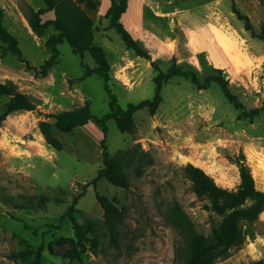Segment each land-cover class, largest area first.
Here are the masks:
<instances>
[{"label":"rangeland","instance_id":"374dc122","mask_svg":"<svg viewBox=\"0 0 264 264\" xmlns=\"http://www.w3.org/2000/svg\"><path fill=\"white\" fill-rule=\"evenodd\" d=\"M75 2L99 28L95 42L106 51L110 86L123 109L153 99L152 63L164 72L177 64L195 72L201 83L222 70L232 94L248 111L264 105V42L260 51L248 43L247 34L252 35L235 12L260 33V0H128L122 22L150 60L136 56L108 29L105 15L111 0ZM45 6L43 0H0L3 23L23 52L20 59L0 43V83L15 85L36 103L35 110L12 113L0 126V264H186L195 235L210 237L221 217L206 197L194 192L183 169L200 167L220 186L235 189L240 176L230 158L243 153L264 191V110L253 121L240 119L241 110L217 83L203 89L190 78L173 77L163 82V100L155 112L147 108L133 115V132L122 133L114 119L107 122L111 157L132 148L138 158L122 168L129 187L106 179L94 187L104 167L100 126L89 122L71 133L55 128L64 145L56 151L45 141L39 122L55 123L50 114L86 106L101 117L110 112L109 96L99 76L83 79L81 58L66 41L57 46L60 55L48 75L42 74L41 66L51 55L46 42L56 33L53 27L33 26L34 14ZM40 18L43 23L55 13ZM84 61L96 65L90 53ZM10 99L0 96V115ZM96 194L125 210L118 247L110 244ZM72 205L88 239L85 249L77 248L79 257L67 259L58 254H68L75 239L66 216ZM43 243L39 263L36 254L12 257L37 252ZM259 261L264 262V212L244 244L229 248L216 264Z\"/></svg>","mask_w":264,"mask_h":264},{"label":"trees","instance_id":"16d2710c","mask_svg":"<svg viewBox=\"0 0 264 264\" xmlns=\"http://www.w3.org/2000/svg\"><path fill=\"white\" fill-rule=\"evenodd\" d=\"M43 1L46 6L34 14L35 22L33 26L36 29L53 27L56 33L52 34L46 42L47 48L51 50V55L41 66L42 74L48 75L53 63L60 55L57 46L66 41L73 53L79 55L81 58V66L84 68L83 79L93 75L99 76L103 79L104 89L109 96L110 112L101 117L92 114L86 106L76 110L50 114L48 118L54 119L55 123L48 120L39 122V128L45 141L56 151H61L64 145L56 136L55 128H58L62 132L71 133L75 128L84 126L89 122H94L100 126L103 133L102 160L104 167L99 170L94 179L92 183L94 187H96V184L101 179H106L116 187L124 189L129 187L130 182L123 173L122 168L125 164L135 163L138 158L132 148L119 154L118 157H111L106 144L107 122L114 119L122 133L133 132V115L147 108L155 112L163 100L161 94L163 82L173 77L190 78L197 87L203 89L208 88L213 82L217 83L228 101L241 110L240 119L253 121L264 110L263 105L248 111L245 105L232 94L229 88V81L224 77L222 70H217V75L208 76L204 83H201L195 72L183 70L177 64H174L167 72H164L155 63H152V67L156 71L154 77L156 88L153 99L143 100L137 104L130 103L126 109H123L119 105L117 96L110 86L113 76L106 51L95 42V31H99V28L95 26L93 18L75 0ZM260 1L264 4V0ZM127 10L128 0H111V5L105 15L110 22L108 29H114L121 36L126 47L132 50L136 56L150 60L147 49L134 38L121 20ZM50 11L55 13V18L41 23L40 15ZM235 12L240 19L245 21V29L251 33L252 37L264 40V24L261 32L257 33L247 17L240 15L237 11ZM3 15V9L0 7V43L6 45L8 51L23 59V52L19 47L17 39L8 31L3 23ZM86 53H90L95 59L96 65L94 67H90L85 63L84 58ZM0 96L11 97L6 104L4 114L0 115V126L6 117L12 113L36 109V103L29 96L18 91L13 84L0 83ZM137 147L141 146L137 145ZM230 159L232 163L237 165L239 170L240 183L235 189L220 186L211 175L200 167L189 165L183 169L184 176L192 183L194 192L198 196L206 197L210 202L212 210L221 217L220 224L213 229L210 237L204 234L195 235L194 241L191 244V250L186 255V264H216L217 258L224 255L229 248L239 247L244 244L247 237L251 235L254 224L264 212V191L258 189L251 169L246 163L245 155L240 153L236 158ZM96 198L104 211L110 244L118 247L121 228L125 224V210L118 208L106 196L96 194ZM66 216L72 224L75 239L70 240L72 249H70L68 254L60 253L58 255L67 259H76L79 257L77 248L85 249L88 239L87 233L84 226L77 221L73 205L69 207ZM43 249L44 243L39 247L37 252L31 250L26 253L13 254L14 256L12 257L17 258L26 254H36V260L39 263ZM50 249L53 251L51 246ZM255 264H264V262L259 261Z\"/></svg>","mask_w":264,"mask_h":264},{"label":"crops","instance_id":"0c3cea01","mask_svg":"<svg viewBox=\"0 0 264 264\" xmlns=\"http://www.w3.org/2000/svg\"><path fill=\"white\" fill-rule=\"evenodd\" d=\"M108 7H109V4H106ZM125 15V14H124ZM124 15L122 16V21L124 19ZM132 34V32H130ZM133 35V34H132ZM247 41L249 44H251L254 48L258 49V51L260 50H263L262 46L259 44V43H262L264 42V40H261V39H258V38H254V37H251V36H248L247 34Z\"/></svg>","mask_w":264,"mask_h":264},{"label":"bare ground","instance_id":"6f19581e","mask_svg":"<svg viewBox=\"0 0 264 264\" xmlns=\"http://www.w3.org/2000/svg\"><path fill=\"white\" fill-rule=\"evenodd\" d=\"M42 134V133H41ZM45 139V138H44ZM42 151V150H41ZM43 153H44V151H43Z\"/></svg>","mask_w":264,"mask_h":264}]
</instances>
